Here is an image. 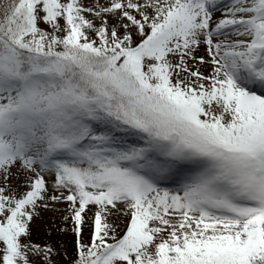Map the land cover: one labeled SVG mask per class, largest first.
Here are the masks:
<instances>
[{
  "label": "snow or ice",
  "instance_id": "6c2138e0",
  "mask_svg": "<svg viewBox=\"0 0 264 264\" xmlns=\"http://www.w3.org/2000/svg\"><path fill=\"white\" fill-rule=\"evenodd\" d=\"M61 258L264 264V0H0V264Z\"/></svg>",
  "mask_w": 264,
  "mask_h": 264
},
{
  "label": "rangeland",
  "instance_id": "374dc122",
  "mask_svg": "<svg viewBox=\"0 0 264 264\" xmlns=\"http://www.w3.org/2000/svg\"><path fill=\"white\" fill-rule=\"evenodd\" d=\"M88 0H85L87 3ZM219 15V13H216ZM111 22V21H110ZM46 26V25H45ZM197 54H204L203 47L198 50ZM205 71H209L208 68H205ZM22 177L15 181L16 185L21 184ZM63 204L57 205L55 209L53 208H38V215H35L31 221V236L30 239L36 243H51L58 247H61L65 244L68 245V251H72V240L73 235L71 232V220H68L66 223L69 225L68 231H63L61 229V224L65 223L62 221L63 214ZM90 214V213H89ZM91 228V223L85 221L84 235L85 238L88 237ZM63 264H66V261L63 260Z\"/></svg>",
  "mask_w": 264,
  "mask_h": 264
}]
</instances>
